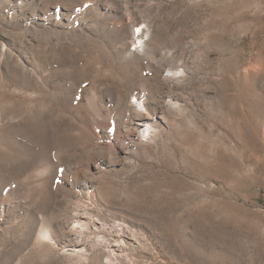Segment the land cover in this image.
I'll use <instances>...</instances> for the list:
<instances>
[{
    "label": "rangeland",
    "instance_id": "1",
    "mask_svg": "<svg viewBox=\"0 0 264 264\" xmlns=\"http://www.w3.org/2000/svg\"><path fill=\"white\" fill-rule=\"evenodd\" d=\"M80 203L129 264H264V0H0V264H69Z\"/></svg>",
    "mask_w": 264,
    "mask_h": 264
},
{
    "label": "bare ground",
    "instance_id": "2",
    "mask_svg": "<svg viewBox=\"0 0 264 264\" xmlns=\"http://www.w3.org/2000/svg\"><path fill=\"white\" fill-rule=\"evenodd\" d=\"M133 39H131L130 47L131 54L146 53L150 57H154V52L148 48L150 39V31L146 23H139L133 29ZM130 34V35H131ZM170 75L179 77L181 74L178 71L169 69ZM133 105L137 108L142 106L145 108L144 99L135 94ZM136 101V102H135ZM140 132L145 134L146 129L143 125ZM151 127V126H150ZM78 205V206H77ZM73 213L74 225L72 228V238L65 246L64 251L69 255V264H88L92 260L91 248H101V259L103 264H129L134 261V257L128 252L129 247L137 243L138 248L145 250L149 254L153 252V246L148 241L145 234L137 232L132 226L122 221H107L103 218L95 216L90 211V204L80 203ZM50 226L47 223L42 224V237L51 235ZM50 238V237H48ZM137 245H133L137 248ZM136 261V260H135ZM101 263V264H102Z\"/></svg>",
    "mask_w": 264,
    "mask_h": 264
}]
</instances>
